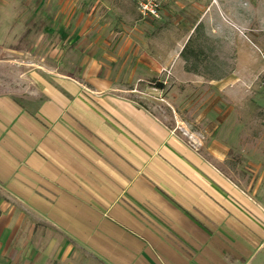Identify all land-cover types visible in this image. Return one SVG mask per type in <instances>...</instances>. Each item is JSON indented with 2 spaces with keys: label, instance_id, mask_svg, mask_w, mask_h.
<instances>
[{
  "label": "crops",
  "instance_id": "1",
  "mask_svg": "<svg viewBox=\"0 0 264 264\" xmlns=\"http://www.w3.org/2000/svg\"><path fill=\"white\" fill-rule=\"evenodd\" d=\"M41 83L0 96V264H264V209L215 166L123 97Z\"/></svg>",
  "mask_w": 264,
  "mask_h": 264
},
{
  "label": "rangeland",
  "instance_id": "2",
  "mask_svg": "<svg viewBox=\"0 0 264 264\" xmlns=\"http://www.w3.org/2000/svg\"><path fill=\"white\" fill-rule=\"evenodd\" d=\"M55 78L135 104L264 209V0H0V96Z\"/></svg>",
  "mask_w": 264,
  "mask_h": 264
},
{
  "label": "trees",
  "instance_id": "3",
  "mask_svg": "<svg viewBox=\"0 0 264 264\" xmlns=\"http://www.w3.org/2000/svg\"><path fill=\"white\" fill-rule=\"evenodd\" d=\"M182 58L188 63V61L190 60V55L188 54V49L185 48L184 51L181 53ZM187 71L192 72V70H190L187 67Z\"/></svg>",
  "mask_w": 264,
  "mask_h": 264
}]
</instances>
